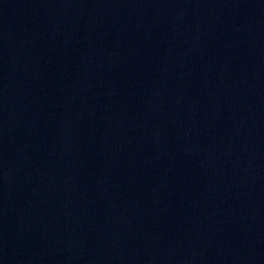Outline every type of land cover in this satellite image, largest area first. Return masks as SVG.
<instances>
[{
  "label": "water",
  "instance_id": "water-1",
  "mask_svg": "<svg viewBox=\"0 0 264 264\" xmlns=\"http://www.w3.org/2000/svg\"><path fill=\"white\" fill-rule=\"evenodd\" d=\"M0 264H264V0H0Z\"/></svg>",
  "mask_w": 264,
  "mask_h": 264
}]
</instances>
